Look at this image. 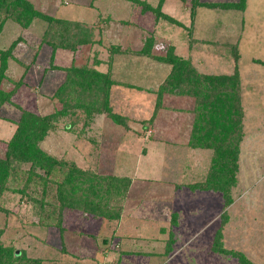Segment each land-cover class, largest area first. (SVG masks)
Here are the masks:
<instances>
[{"label":"rangeland","instance_id":"obj_1","mask_svg":"<svg viewBox=\"0 0 264 264\" xmlns=\"http://www.w3.org/2000/svg\"><path fill=\"white\" fill-rule=\"evenodd\" d=\"M28 1L44 16L93 30L95 43L75 53L54 50L53 23L36 18L26 28L12 17L5 23L0 66L2 52L10 57L2 88L14 94L0 109V158L23 110L51 115L67 108L70 95L75 114L39 144L58 162L51 175L37 169L29 182L25 163L8 181L0 197L2 245L23 252L24 264H241L214 251L221 231L225 250L264 264V0H247L245 10L202 6L241 0H164L162 12L177 23L127 0ZM140 1L154 9L161 3ZM151 39V55H142ZM170 48L191 73H238L243 115L234 144L237 134L242 139L230 205L220 192L191 187L206 181L215 154L188 145L195 100L167 92L158 102L172 71L158 58ZM74 67L110 72V114L77 108L91 100L80 87L57 97L72 76L64 69ZM84 172L132 180L124 201L111 200L119 219L61 207L58 185L68 181L65 190L76 200L84 194Z\"/></svg>","mask_w":264,"mask_h":264},{"label":"trees","instance_id":"obj_2","mask_svg":"<svg viewBox=\"0 0 264 264\" xmlns=\"http://www.w3.org/2000/svg\"><path fill=\"white\" fill-rule=\"evenodd\" d=\"M127 1L144 5L145 13L154 12L158 20L164 19L171 23H177L172 17L162 12L164 0H161L159 7L155 9L140 0ZM246 3L247 0H241L239 3L203 4L202 6L225 10H245ZM11 17L26 28L36 18H42L47 22L53 23L52 31L59 26L54 33L50 32V39H52L50 45L54 50L64 49L75 53L79 47L95 43L93 30L85 29L83 26L73 22L60 21L44 16L37 12L28 0H0V35L4 30L6 21ZM71 28L73 29L69 30ZM70 40L73 41L70 43ZM150 42L151 45L147 46L146 44L140 52L142 55H151L153 39ZM1 56L0 109L6 103L11 102L14 94L13 91L7 93L2 88V83L6 78L5 71L8 69L7 59L10 57V51L2 52ZM158 60L172 64V71L167 79L168 85L161 87L158 92L159 104L167 92L178 93L194 99L196 105L194 109L195 123L188 145L194 149H211L215 153L206 181L194 184L191 187L193 190L202 189L220 192L224 195L228 205H230L232 202L229 195L231 188L236 184L239 143L242 139V136L237 134L234 144L233 135L239 132L243 115L238 73L233 76H200L195 71L191 73L192 70L187 68V63L174 56L173 48H170L166 58H158ZM96 65L99 66L101 64L97 62ZM58 69L62 70L61 68ZM64 70L65 72L69 71L72 76L67 78L66 83L57 91V94H59L57 95L58 98L66 91V88L80 87L83 92L91 94V100L87 104H78L77 108L83 109V107L86 108L89 105V108H96L98 112L111 113V109L108 108V98L110 88L114 85V82L111 79L110 72L103 74L96 68L75 67ZM66 97L64 102L67 108L51 115L40 116L32 111L23 110L20 121L15 124L16 131L12 139L7 143L5 157L0 158V197L8 190L7 185L11 176L16 174L17 170L25 163L31 164L29 182L32 180V176L36 175L37 169L44 170L47 175L52 174L53 166L58 162L42 151L39 144L56 129L57 123L62 118L75 114V111L70 112L71 109L68 110L70 95ZM113 117L119 122L118 116L113 115ZM77 173L81 172L73 169V175ZM76 177H80V175ZM80 181H82L81 185L85 186L82 190L84 194L76 200H72V196L65 190L66 183H69L68 181L65 184L60 183L58 185V194L61 201L59 202L63 209H77L85 213L92 212L98 217L120 218L121 212L116 211V209L120 210V208L112 207L111 200L113 197L122 198L123 201L126 199L125 197L133 183L131 179L84 172ZM77 191L75 190V193L72 192L73 196ZM109 211H115L116 216L111 214L109 216ZM213 249L217 253L236 255L239 257L241 264H254L244 255L225 250L221 231L217 233ZM25 260L26 255L23 252L17 255L16 250L4 247L0 242V264H24Z\"/></svg>","mask_w":264,"mask_h":264},{"label":"crops","instance_id":"obj_3","mask_svg":"<svg viewBox=\"0 0 264 264\" xmlns=\"http://www.w3.org/2000/svg\"><path fill=\"white\" fill-rule=\"evenodd\" d=\"M163 135H164V134H163ZM165 136H166V135H164V137H165ZM173 144L177 145L178 143H177V141H174Z\"/></svg>","mask_w":264,"mask_h":264},{"label":"water","instance_id":"obj_4","mask_svg":"<svg viewBox=\"0 0 264 264\" xmlns=\"http://www.w3.org/2000/svg\"><path fill=\"white\" fill-rule=\"evenodd\" d=\"M20 254V252H17V255H19Z\"/></svg>","mask_w":264,"mask_h":264}]
</instances>
